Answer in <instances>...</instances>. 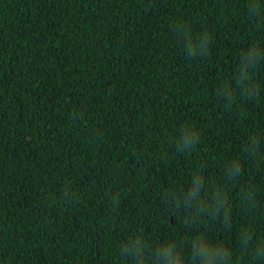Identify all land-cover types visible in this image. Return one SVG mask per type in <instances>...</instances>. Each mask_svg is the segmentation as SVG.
Returning <instances> with one entry per match:
<instances>
[{
    "label": "trees",
    "instance_id": "1",
    "mask_svg": "<svg viewBox=\"0 0 264 264\" xmlns=\"http://www.w3.org/2000/svg\"><path fill=\"white\" fill-rule=\"evenodd\" d=\"M256 53L264 0H0V264H264Z\"/></svg>",
    "mask_w": 264,
    "mask_h": 264
},
{
    "label": "clouds",
    "instance_id": "2",
    "mask_svg": "<svg viewBox=\"0 0 264 264\" xmlns=\"http://www.w3.org/2000/svg\"><path fill=\"white\" fill-rule=\"evenodd\" d=\"M262 58H264V57H261L259 53H256L253 56H251L249 58V60L251 62H253V63H258L259 60L262 59ZM245 67H247V65H245ZM245 78H247V77H245ZM193 139L197 140V137L194 134H193ZM194 147H195L194 144H191V143H188V142H184L183 143V149H181V151H183V152H191ZM242 172H243V166L240 165L238 167V169L234 171L233 175L227 176L226 179H228V180L237 179ZM173 199L176 200V206L179 207V204H180L179 198L177 196H174ZM201 224H202V222H201ZM231 255H232V253L226 251L224 253V257H221V260L223 261L225 257H229L230 258Z\"/></svg>",
    "mask_w": 264,
    "mask_h": 264
}]
</instances>
